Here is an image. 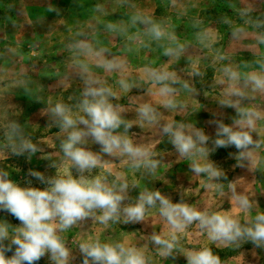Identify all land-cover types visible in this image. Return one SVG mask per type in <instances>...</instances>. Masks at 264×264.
<instances>
[{"label": "rangeland", "instance_id": "374dc122", "mask_svg": "<svg viewBox=\"0 0 264 264\" xmlns=\"http://www.w3.org/2000/svg\"><path fill=\"white\" fill-rule=\"evenodd\" d=\"M152 25L159 27L161 38L149 31ZM165 49L174 54L164 55ZM109 61L114 68L107 67ZM262 65L264 0H0V170L21 186L41 189L47 185L31 177L30 170L46 177L81 175L63 155L60 142L67 134L50 109L62 103L73 115L81 114L88 81L112 91L109 102L131 125L126 133L122 125L117 134L146 149L147 160L157 167L141 163L134 168L131 157L104 154L89 137L81 146L100 159L95 169L83 173L86 178L99 176L117 189L127 183L121 207L135 204L142 191H160L173 203L250 226L256 214L264 213V90H254L247 78L264 75ZM153 73H166L169 79L158 82ZM165 86L172 92H162ZM235 91L242 95H232ZM221 101L258 113L248 131L260 146L250 148L247 159L238 161L234 147L211 150L215 122L231 125L236 118L235 110L222 107ZM144 105L154 110L153 120L139 115ZM167 124L202 129L209 136L208 156H180L163 132ZM21 138L39 150L14 154L13 145ZM193 159L213 163L223 175H196L190 170ZM237 195L250 200L249 211L239 208ZM158 208H148L141 222L124 223L121 214L107 224L95 218L101 214L97 210L95 217L60 233L70 250L69 264L83 262L79 243L96 240L134 247L146 264H187L186 254L203 248H210L221 264H264V248L247 240L213 241L198 222L176 232L172 254L163 255L152 236L171 239L173 230ZM0 224L11 233L20 222L0 211ZM37 264H51L48 254Z\"/></svg>", "mask_w": 264, "mask_h": 264}, {"label": "clouds", "instance_id": "9594fccd", "mask_svg": "<svg viewBox=\"0 0 264 264\" xmlns=\"http://www.w3.org/2000/svg\"><path fill=\"white\" fill-rule=\"evenodd\" d=\"M149 31L156 39L163 35L155 25H152ZM173 54L172 49H165L164 55ZM107 67L111 69L115 65L109 61ZM153 76L158 82L169 79L166 73H153ZM230 78L236 79L237 73L230 71ZM247 79L254 90H264V75L251 74ZM123 86L127 87V85ZM162 92L171 93L172 89L165 86ZM232 95L240 96L242 93L235 91ZM112 96L110 89L93 87L86 81L84 98L79 105L81 114L73 115L62 103H57L50 109L61 132L67 134L66 139L60 142V148L63 155L81 173L78 178L72 175L46 177L41 172L30 170L31 177L47 185L41 189L21 186L9 178L7 171L0 170V211L7 212L20 222L11 233L7 225L0 224V264H37L46 254L51 264H69L70 250L60 233L66 232L80 221L95 217L97 210L101 214L95 218L103 224L118 221L121 214L124 216V223L141 222L145 218L147 209L156 207L157 204L159 215L173 230L171 239H163L155 234L152 236L153 242L162 246L163 255L172 254L177 241L175 233L194 222H198L202 229H207L208 236L213 241L235 243L239 240H247L256 248H264V213L256 214L250 226H242L231 216L198 211L183 202L173 203L160 191L147 190L140 193L135 204L121 207L126 198L123 193L127 191V183L120 184L117 189L115 184L109 186L107 181L99 176L86 178L83 173L95 169L100 159L95 153L81 146L89 137L101 146L104 154L131 157L134 168L141 167V163L149 169L157 167L156 162L147 160L149 152L146 149L134 145L127 135L117 134V130L122 125L125 133L131 125L121 119L117 108L109 102ZM220 103L222 107L234 109L236 118L231 125L221 121L215 122V139L212 140L211 150L234 147L238 161L247 159L251 155L249 149L260 146L248 131L254 128L253 117L258 116V113L241 109L232 101ZM168 106H173L172 101H168ZM139 115L150 121L155 118L154 110L147 105L141 106ZM13 130H18L17 126L14 125ZM163 132L170 137V143L180 156L189 158L208 156L209 136L202 129L186 131L183 124L175 126L167 124L163 127ZM38 150L35 144L23 138L18 145H13V152L16 155L25 153L31 155ZM229 155L233 154L229 153ZM190 170L196 175L205 174L215 179L223 175L213 163L207 161L200 163L198 159L192 160ZM235 200L243 212L252 208V203L246 196L237 195ZM5 241H9L8 245H5ZM79 251L83 256L82 264H89L90 261L92 264H146L142 252L124 243L84 241L79 243ZM8 252L12 253L10 257L6 255ZM186 259L187 264H221L220 258L214 255L210 248L189 251Z\"/></svg>", "mask_w": 264, "mask_h": 264}]
</instances>
